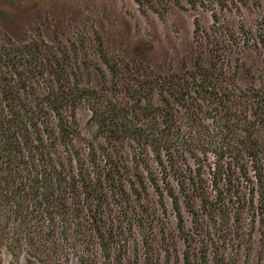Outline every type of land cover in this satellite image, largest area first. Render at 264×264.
<instances>
[{
    "label": "trees",
    "instance_id": "1",
    "mask_svg": "<svg viewBox=\"0 0 264 264\" xmlns=\"http://www.w3.org/2000/svg\"><path fill=\"white\" fill-rule=\"evenodd\" d=\"M135 1L156 8V0ZM186 2L211 4L215 17V8L228 7L227 0ZM259 41L264 53V30ZM97 50L107 86L82 84L69 55L44 41L0 45V264L3 252L22 251L40 264H244V219L264 234L263 57L245 72L239 62L199 57L192 68L138 80L121 97L116 66ZM81 107L90 139L79 131ZM209 156L212 192L202 172ZM147 182L162 205L170 200L174 235L148 233L141 216L137 225L114 217L113 204L126 213ZM180 197L197 217L195 231L185 230ZM194 200L210 225L198 221Z\"/></svg>",
    "mask_w": 264,
    "mask_h": 264
},
{
    "label": "rangeland",
    "instance_id": "2",
    "mask_svg": "<svg viewBox=\"0 0 264 264\" xmlns=\"http://www.w3.org/2000/svg\"><path fill=\"white\" fill-rule=\"evenodd\" d=\"M177 2L156 0L153 9L135 0H0V45L9 41H44L51 48L66 52L80 82L91 87L109 84L110 75L98 55L97 49L101 47L116 66L121 97H125L127 88L138 80L182 66L192 68L199 57L204 64L214 61L228 67L239 62L240 68L253 71L260 66L262 57L264 61V53L255 46L259 39L261 43V31L264 30V0H247L245 5L227 0L226 9L215 8L216 17L211 4L203 2L193 7L186 0ZM75 61L83 64L76 69ZM243 79L240 74L239 81ZM88 117V110L81 107L76 119L83 139H90L93 133L87 123ZM78 142L83 151L84 141L79 138ZM128 147H123L124 150L127 148L126 153ZM213 161L209 156L202 168L209 192H212L210 164ZM168 179L176 189L175 180ZM142 197L139 202L131 201L126 213L114 203V217L137 225V216H141L148 233L166 231V234L174 235L175 217L170 200L165 198L162 205L148 182L147 193ZM182 200L180 197L185 230L195 231L197 217ZM193 204L200 216L198 221L210 225V219L200 213L198 202L194 200ZM218 223L216 219V225ZM254 226L258 227L256 223ZM251 227V222L245 218L238 238L244 250L249 249L244 264H264V234L256 227L249 230ZM64 238L65 248L73 251ZM175 241L177 249L181 250L182 241L178 238ZM136 247L140 253L139 246ZM1 260L4 264H40L24 251L16 258L3 252ZM72 264H76L74 260Z\"/></svg>",
    "mask_w": 264,
    "mask_h": 264
}]
</instances>
